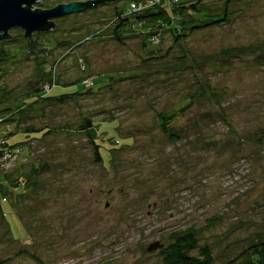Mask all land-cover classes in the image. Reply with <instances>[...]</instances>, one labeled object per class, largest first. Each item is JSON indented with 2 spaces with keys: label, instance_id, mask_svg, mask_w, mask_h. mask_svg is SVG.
Instances as JSON below:
<instances>
[{
  "label": "rangeland",
  "instance_id": "374dc122",
  "mask_svg": "<svg viewBox=\"0 0 264 264\" xmlns=\"http://www.w3.org/2000/svg\"><path fill=\"white\" fill-rule=\"evenodd\" d=\"M231 1L228 22L180 41L174 18L115 35L129 0L56 20L32 39L47 53L10 32L0 150L20 152L0 160V264H164L149 247L190 229L213 264H264V0ZM182 109L173 142L158 114Z\"/></svg>",
  "mask_w": 264,
  "mask_h": 264
},
{
  "label": "trees",
  "instance_id": "16d2710c",
  "mask_svg": "<svg viewBox=\"0 0 264 264\" xmlns=\"http://www.w3.org/2000/svg\"><path fill=\"white\" fill-rule=\"evenodd\" d=\"M133 0H129V3ZM207 0H196L193 3H187L185 0L179 4L177 7L173 8L172 10H166L162 7H158L155 10H151L143 14L142 16L138 17L139 22L143 23V25H146L148 23H154L156 22H166V23H172V19H177L179 23L182 26L181 28H175V30L178 32V35H176V40L180 41L181 39L188 38L190 34H193L197 31L201 30H207L212 27H216L219 25H222L229 21V17L232 15V13L229 10V5L231 4V0H228L224 7L221 9V13L217 15H212V17L209 20H206L202 23H195L194 21H187L186 16L191 14H203L208 13L210 10L208 7H205L204 2ZM129 5V4H128ZM229 7V8H228ZM210 13V12H209ZM190 16V15H189ZM118 17H120L119 21L117 22L116 27L114 28L115 35L119 34V32L129 27L132 23L129 19H123L121 18V13L118 14ZM183 30V31H182ZM42 34H36L34 36L39 37ZM12 36V34H10ZM11 38V37H10ZM6 41L0 42V44H6ZM37 43L34 41L30 44L29 48H34ZM52 83V82H51ZM36 96L38 98H41L42 91L40 89L35 90ZM26 104L29 105V103H33L34 100H36V97H29L26 99ZM29 101V103H28ZM8 104V92H6L3 89H0V105H6ZM181 111H175L174 113L169 112H162L158 114V127L160 131L169 137V139L173 142H177L176 135L172 132L171 125L173 122L178 118ZM92 126V125H91ZM3 148H13L15 146H10L7 143L2 142ZM98 148V146H97ZM101 153L98 151V160L103 161ZM2 195V194H1ZM0 213H4L2 200L0 199ZM264 248V243H260L255 246L253 250V255H256L258 257V253ZM196 251L198 253L197 256H191L190 253ZM160 254L163 260L164 264H213V256L212 252L208 247H199L197 245V240L195 236V232H193L192 229L186 232L176 233L173 236V242L169 244L167 247L160 250ZM34 257V256H33ZM257 257H254L255 260ZM36 258V257H35ZM9 260V259H8ZM38 262H40L39 259H35ZM41 263V262H40ZM42 264V263H41Z\"/></svg>",
  "mask_w": 264,
  "mask_h": 264
},
{
  "label": "water",
  "instance_id": "95a60500",
  "mask_svg": "<svg viewBox=\"0 0 264 264\" xmlns=\"http://www.w3.org/2000/svg\"><path fill=\"white\" fill-rule=\"evenodd\" d=\"M39 0H0V42L8 40L10 32L13 30H22L24 37L31 40L36 34H44L53 31L56 28V20L84 12L91 8H96L110 0H92L87 2H72L69 4H61L52 9H35V5ZM38 38V37H37ZM37 40V39H36ZM37 43V41H35ZM28 51H48V49L37 50L36 44L34 48ZM3 59H0L2 61ZM163 245L159 243L152 244L148 252H154L162 249Z\"/></svg>",
  "mask_w": 264,
  "mask_h": 264
},
{
  "label": "built area",
  "instance_id": "2783aa9c",
  "mask_svg": "<svg viewBox=\"0 0 264 264\" xmlns=\"http://www.w3.org/2000/svg\"><path fill=\"white\" fill-rule=\"evenodd\" d=\"M184 0H133L121 14V18L129 19L131 23L137 27H143V23L139 22L138 17L142 16L148 11L155 10L162 7L166 10H172L175 6L181 4ZM120 19V17H117ZM156 42V41H154ZM52 89V87H50ZM2 119H0V122ZM2 146V142H1ZM20 151L15 149L0 150V160L2 162H13L16 160Z\"/></svg>",
  "mask_w": 264,
  "mask_h": 264
}]
</instances>
